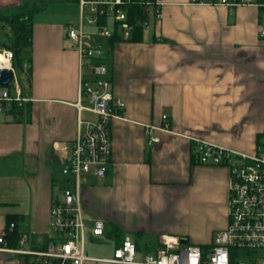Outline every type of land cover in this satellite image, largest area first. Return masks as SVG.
I'll return each mask as SVG.
<instances>
[{
    "label": "crops",
    "instance_id": "crops-1",
    "mask_svg": "<svg viewBox=\"0 0 264 264\" xmlns=\"http://www.w3.org/2000/svg\"><path fill=\"white\" fill-rule=\"evenodd\" d=\"M160 1L162 18L142 39L98 37L113 95L125 108L111 123L107 173L90 176L81 198L87 224L102 218L107 235L117 226L122 235L157 243L169 235L208 244L229 222L230 169L201 163L193 139L257 150L264 134V9L257 2ZM76 8L80 16L75 0H0V26L11 28L6 17L33 11L24 62L30 82L20 84L29 100L19 115L0 111V231L16 215L26 237L21 249L52 238L51 202L67 186L62 166L79 120L96 118L77 106L81 78L92 74L68 36L79 23ZM7 36L0 37V50L9 49ZM0 264H27V258L0 251Z\"/></svg>",
    "mask_w": 264,
    "mask_h": 264
},
{
    "label": "built area",
    "instance_id": "built-area-1",
    "mask_svg": "<svg viewBox=\"0 0 264 264\" xmlns=\"http://www.w3.org/2000/svg\"><path fill=\"white\" fill-rule=\"evenodd\" d=\"M130 0H78L80 21L70 26L68 36L77 43L81 66L88 67L92 77H82L79 88V111H89L95 119L79 120V133L72 143L70 153L62 166L67 186L60 196L52 199L50 215L55 236L32 249L10 247L7 234L15 228V223L0 231V251H10L27 258V264H86L91 260L86 254V230L94 235H106V225L102 218L89 226L85 218V206L81 198L82 188L90 176L106 175L112 154L111 123L120 116L125 102L116 99L112 92V82L108 68L101 58L105 52L103 42L98 37L110 38L118 30L122 39H130L136 27L144 30L151 22L162 18L160 0H144L142 17L131 20L122 7ZM201 3H222L229 5L256 2V0H192ZM88 23L96 30L85 27ZM117 23V28L108 24L100 25L101 16ZM264 35V13L261 18ZM11 67L13 52L1 49ZM90 60V62H89ZM14 69V68H13ZM85 99V101H84ZM29 100L20 87L15 69L10 87L0 88V111L9 109L13 102L19 105ZM164 120L167 115L163 116ZM164 128H169L165 123ZM152 140H157L152 138ZM193 153L203 164L225 165L230 169L229 205L227 226L218 230L208 244L183 243L179 236L162 235L157 244L148 245L141 262L136 261L142 248L130 233L123 235L121 243L114 250V264H264V148L255 152L233 149L212 141L195 137ZM26 240L21 237L20 242ZM240 254L246 256L238 258Z\"/></svg>",
    "mask_w": 264,
    "mask_h": 264
},
{
    "label": "trees",
    "instance_id": "trees-1",
    "mask_svg": "<svg viewBox=\"0 0 264 264\" xmlns=\"http://www.w3.org/2000/svg\"><path fill=\"white\" fill-rule=\"evenodd\" d=\"M143 1L144 0H130L125 5L122 6L127 11L128 16L130 17L131 20H134L137 17L144 16ZM256 2L260 4L261 9H264V0H256ZM32 15H33V11L28 12L26 18L20 16L19 14H13L6 17L11 23L10 26L12 32V34L9 37L10 39L7 47L13 52L12 66L17 71L18 80L21 85L23 83V76L25 82L27 83L30 82V69H26L24 67V62L26 59L24 58L23 55H26V53L28 55L32 46V37H33ZM99 24L100 25L108 24L107 17L105 15L100 17ZM114 27L117 28V23H114ZM143 31L144 29L141 26L136 27V29L132 33V37L130 38V40L142 39ZM109 39L110 41H115V40H121L122 37L120 36L118 30L116 29V33ZM7 87H10V85ZM22 106L23 104L19 105V103L13 102L12 106L9 109H7V111L19 115L22 112V108H23ZM262 135L263 134L259 135L258 140ZM12 222L17 224L16 215L7 216L6 225L7 226L10 225V223ZM109 235L117 237L118 240H120V238H122L123 236L120 233L119 228L117 226H113L111 228V230L109 231ZM21 237H22V233L18 231V228L15 225V228L7 234V244L14 248L19 247Z\"/></svg>",
    "mask_w": 264,
    "mask_h": 264
},
{
    "label": "rangeland",
    "instance_id": "rangeland-1",
    "mask_svg": "<svg viewBox=\"0 0 264 264\" xmlns=\"http://www.w3.org/2000/svg\"><path fill=\"white\" fill-rule=\"evenodd\" d=\"M76 5H78V4L76 3ZM75 13H76V15H78L76 17L77 20L80 21V16L78 14V8L75 9ZM19 15L26 18L27 11L21 10ZM89 16H90L89 14L85 15V17H84L85 24L88 23ZM0 17H2V16H0ZM113 24H114V21L112 20V18H110L108 26L110 28H113ZM75 25H77V23ZM7 34L8 35L12 34L11 28L8 26H5V27L0 26V37L3 35L7 36ZM7 39H9L8 36H7ZM23 56L25 59L28 58L27 53H26V55H23ZM89 62H90V60H89ZM87 71L88 70L86 69L85 72H87ZM23 84H25L24 76H23ZM90 115H91V113H90ZM259 140H258L257 146L260 148H264V134L260 137ZM256 149H257V147H256ZM132 235H133L134 239L138 242L140 247L142 248L143 254L138 253V255L136 257V261L141 262L142 258L144 257V254L146 252V247L149 244H157V239H154V238L151 239V237L148 238L147 236H137L135 234H132ZM54 236H55V233L51 234V237H54ZM213 238H214V236H213ZM189 242L194 243L191 239H189ZM117 244H118L117 237L109 236L107 234L103 235V236L94 235L91 231H89L87 229L86 230V240H85L86 254L89 256V258H91V260L87 261L86 264H114L112 260L114 259V250H115ZM245 257L246 256H244L243 254H240L238 258L243 259Z\"/></svg>",
    "mask_w": 264,
    "mask_h": 264
},
{
    "label": "water",
    "instance_id": "water-1",
    "mask_svg": "<svg viewBox=\"0 0 264 264\" xmlns=\"http://www.w3.org/2000/svg\"><path fill=\"white\" fill-rule=\"evenodd\" d=\"M14 78V69L11 67H0V86H9ZM183 243L189 242L187 237H181Z\"/></svg>",
    "mask_w": 264,
    "mask_h": 264
},
{
    "label": "bare ground",
    "instance_id": "bare-ground-1",
    "mask_svg": "<svg viewBox=\"0 0 264 264\" xmlns=\"http://www.w3.org/2000/svg\"><path fill=\"white\" fill-rule=\"evenodd\" d=\"M0 62L4 65L8 64L3 54H0Z\"/></svg>",
    "mask_w": 264,
    "mask_h": 264
}]
</instances>
